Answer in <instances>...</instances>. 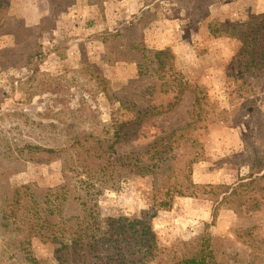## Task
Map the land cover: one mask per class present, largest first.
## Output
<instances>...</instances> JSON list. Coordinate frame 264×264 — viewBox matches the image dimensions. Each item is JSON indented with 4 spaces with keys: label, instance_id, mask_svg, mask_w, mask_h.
<instances>
[{
    "label": "trees",
    "instance_id": "obj_1",
    "mask_svg": "<svg viewBox=\"0 0 264 264\" xmlns=\"http://www.w3.org/2000/svg\"><path fill=\"white\" fill-rule=\"evenodd\" d=\"M47 1L48 14L31 30H23L21 38L17 37L12 46L0 48V71L22 72L18 80L25 83L23 100L26 101L42 93H57L64 86L61 79L49 73L37 75V67L49 54L41 38L44 32H50L51 16L66 11L76 0ZM181 2L192 18L198 19L206 11L208 0ZM7 5L8 1L0 0V15ZM153 17V12H141L125 28L106 32L102 41L107 44V51L113 52L114 48L122 46L125 49L123 60L141 57L142 52L137 48L142 38L140 33ZM207 29L214 37L241 40L240 51L247 53L248 62L240 73L241 78L243 75L246 78L241 86L232 90L236 95H231L229 107L210 109L207 99L195 92L192 106L180 114L183 119H189L183 124L168 126L162 115L168 114L172 100L145 105L131 95L135 100L133 105L124 104L132 118L101 130L85 128L88 121L77 112H72L71 116L78 115V123L70 125L60 117L57 122L45 123L21 111H0L2 155L8 154L5 159L18 161L16 164L11 161L15 165L9 169L8 165L0 166V180L6 173L15 171L21 161L32 159L31 155L34 157L39 148L48 146L50 152L80 148L92 158L102 187H114L119 180L130 176L149 178L153 207L167 209L178 189L197 186L191 178V164L196 157L183 159L184 146L204 132L210 122L235 126L248 116L249 135L243 139L242 149L238 147L239 151L233 153L235 156L228 159L232 164H242L241 175L232 183L204 184L203 187L207 189L206 198L213 203L211 224L216 222L225 201L244 209L247 216L260 211L264 206V110L254 99H249L248 79L264 69V13L245 22L208 21ZM114 56L119 58V54ZM80 73L83 74V70ZM97 78L98 81L76 76L67 84L88 92L101 91L111 97L110 100L113 96L117 101L131 99L126 93L135 80L117 90L112 89L108 79L100 75ZM13 120L16 122L11 125ZM239 153L242 157L236 156ZM208 225L190 239L177 238L163 244L155 240L144 217H92L84 180L75 174L64 173L61 183L48 187L36 182L11 188L0 186V233L4 243L0 264H41L33 249L35 237L59 245L63 251L59 264H264V236L259 226L239 229L237 239L232 240L212 234Z\"/></svg>",
    "mask_w": 264,
    "mask_h": 264
},
{
    "label": "rangeland",
    "instance_id": "obj_2",
    "mask_svg": "<svg viewBox=\"0 0 264 264\" xmlns=\"http://www.w3.org/2000/svg\"><path fill=\"white\" fill-rule=\"evenodd\" d=\"M6 1L8 5L0 15V48L12 46L17 37L21 38L23 30H31L48 14L47 0ZM181 1L76 0L66 11L51 16L50 32H44L41 38L49 54L37 67V75L49 73L61 79L62 89L26 101L23 100L25 83L18 80L22 72L0 71V111H21L45 123L57 122L60 117L70 125L78 123V115L71 116L72 112H77L88 121L85 128L101 130L132 118L124 104L133 105L135 100L131 95L145 105L172 100L168 114L162 115L168 126H177L189 119H183L180 114L192 106L195 92L207 99L210 109L229 107L231 95H236L232 90L241 86L246 78V75L241 78L240 73L248 62L247 53L240 51L239 39L212 36L207 22H245L264 13V0H208L206 11L198 19L192 18ZM141 12L154 13L140 33L142 38L137 48L142 52L141 57L123 60L125 49L122 46L108 52L107 44L102 41L106 32L125 28ZM158 52L163 53L159 56ZM115 54H119V58L115 59ZM97 75L108 79L112 89L117 90L135 80L126 93L131 99L117 101L112 95L110 100L111 97L101 91L88 92L67 84L76 76L98 81ZM248 82L249 99H254L264 110V69ZM247 119L249 117L245 116L235 126L210 122L204 132L184 146L183 159L196 157L191 164V178L197 186L178 189L167 209L153 207L149 178L130 176L119 180L114 187H102L92 158L80 148L65 152H50L48 146L39 148L34 157L31 155L32 159L21 161L15 171L3 175L0 186L11 188L36 182L48 187L61 183L64 173L75 174L84 180L92 217H144L155 240L163 244L177 238L190 239L202 233L209 223L208 231L212 234L232 240L237 239L239 229L255 225L264 236V206L247 216L244 209L225 201L216 222L211 224L213 203L206 198L207 189L203 187L204 184L232 183L241 175L242 164H232L228 159L242 149L243 139L249 135ZM15 143L17 145L11 141ZM7 155H2L0 149V166L8 165L9 169L18 161L5 159ZM236 156L242 157V154ZM235 244L238 243L235 241ZM3 245L0 233V250ZM33 249L41 264H59L63 259V251L57 243L35 237Z\"/></svg>",
    "mask_w": 264,
    "mask_h": 264
}]
</instances>
